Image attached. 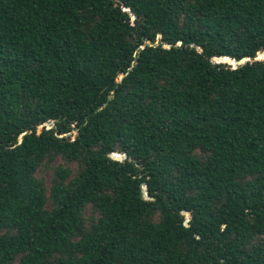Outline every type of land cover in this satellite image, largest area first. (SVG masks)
Returning a JSON list of instances; mask_svg holds the SVG:
<instances>
[{
	"label": "trees",
	"instance_id": "obj_1",
	"mask_svg": "<svg viewBox=\"0 0 264 264\" xmlns=\"http://www.w3.org/2000/svg\"><path fill=\"white\" fill-rule=\"evenodd\" d=\"M262 52L264 0H0V264H264Z\"/></svg>",
	"mask_w": 264,
	"mask_h": 264
},
{
	"label": "water",
	"instance_id": "obj_2",
	"mask_svg": "<svg viewBox=\"0 0 264 264\" xmlns=\"http://www.w3.org/2000/svg\"><path fill=\"white\" fill-rule=\"evenodd\" d=\"M148 43H150V41H148ZM182 42H180L181 44ZM261 59H264V52L260 53L258 55V57H255V58H250V57H243L241 58L240 60H236V59H233L232 57H229V56H223L221 58H216V60H218V62H223V63H228V64H231L233 67H237L238 65H242L244 63H246L247 61H256V60H261ZM52 121H50L48 124H51ZM49 128H51L50 126L51 125H48ZM64 135H61V137H63ZM20 142H22V138L20 139ZM111 157L115 160H118V161H123L124 159H126L128 157L127 154H118V153H114L111 155ZM185 225H189V220L187 219L185 221Z\"/></svg>",
	"mask_w": 264,
	"mask_h": 264
},
{
	"label": "rangeland",
	"instance_id": "obj_3",
	"mask_svg": "<svg viewBox=\"0 0 264 264\" xmlns=\"http://www.w3.org/2000/svg\"><path fill=\"white\" fill-rule=\"evenodd\" d=\"M214 62H218V60H214ZM52 124L53 123L48 124V125H52ZM42 128H43V126L41 125L40 128H39V132L42 131ZM60 163H61V160L58 158V159H56V161H55V163L53 165L56 166V165H58ZM40 174L43 175L46 178L47 184L50 187L51 179H52V176H53L52 169L51 170H44V171L40 172ZM91 214H92L91 209H88L87 210V215H91ZM187 218L189 219V215H187Z\"/></svg>",
	"mask_w": 264,
	"mask_h": 264
}]
</instances>
